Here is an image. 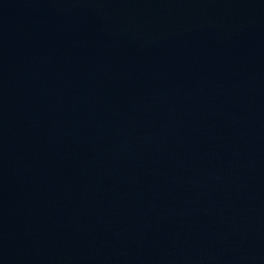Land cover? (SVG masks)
Instances as JSON below:
<instances>
[{
    "label": "water",
    "instance_id": "95a60500",
    "mask_svg": "<svg viewBox=\"0 0 264 264\" xmlns=\"http://www.w3.org/2000/svg\"><path fill=\"white\" fill-rule=\"evenodd\" d=\"M0 264H264V0H0Z\"/></svg>",
    "mask_w": 264,
    "mask_h": 264
}]
</instances>
